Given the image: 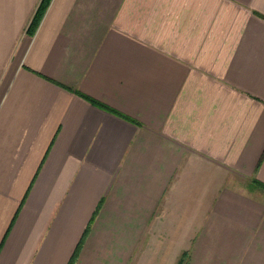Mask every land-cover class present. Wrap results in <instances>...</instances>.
I'll use <instances>...</instances> for the list:
<instances>
[{
	"label": "crops",
	"instance_id": "1",
	"mask_svg": "<svg viewBox=\"0 0 264 264\" xmlns=\"http://www.w3.org/2000/svg\"><path fill=\"white\" fill-rule=\"evenodd\" d=\"M39 3L0 0V264H264V0Z\"/></svg>",
	"mask_w": 264,
	"mask_h": 264
},
{
	"label": "trees",
	"instance_id": "2",
	"mask_svg": "<svg viewBox=\"0 0 264 264\" xmlns=\"http://www.w3.org/2000/svg\"><path fill=\"white\" fill-rule=\"evenodd\" d=\"M50 1H51V0H40V3H39V5H38V7H37L35 13L33 14L32 18H31V21H30V23H29V25H28V28H27V32H28V33L33 34V33L36 31L37 27H38L39 24H40L41 19L43 18V15H44V13H45V11H46V9H47V7H48ZM85 98H87L90 102H92V103H94V104H96V105H98V106H101V107H103V108H105V109H108V108H107L106 106H104L103 104H101V103H99V102H97V101H95V100H93V99H91V98H88V97H86V96H85ZM258 185H259L261 188L264 189V184L258 183ZM79 247H80V243H79V245L77 246V248H76V250H75V252H74V254H73V256H72V258H71L69 264H72V263L74 262V259H75V257H76V254H77V251H78Z\"/></svg>",
	"mask_w": 264,
	"mask_h": 264
}]
</instances>
